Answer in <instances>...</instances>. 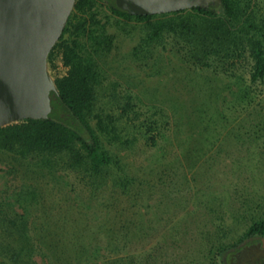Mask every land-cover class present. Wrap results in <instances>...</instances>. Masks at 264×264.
I'll return each instance as SVG.
<instances>
[{"label":"rangeland","instance_id":"1","mask_svg":"<svg viewBox=\"0 0 264 264\" xmlns=\"http://www.w3.org/2000/svg\"><path fill=\"white\" fill-rule=\"evenodd\" d=\"M243 1L264 26V0ZM90 12L112 36L96 109L115 130L91 120L112 162L0 149V243L26 242L35 264H219L214 250L264 218V77L248 53L197 64L173 32L151 41L104 0ZM49 69L68 72L59 46ZM262 262L259 239L226 264Z\"/></svg>","mask_w":264,"mask_h":264},{"label":"trees","instance_id":"2","mask_svg":"<svg viewBox=\"0 0 264 264\" xmlns=\"http://www.w3.org/2000/svg\"><path fill=\"white\" fill-rule=\"evenodd\" d=\"M95 1L76 0L64 31L49 55L50 61L53 51L59 46L63 62L68 66L67 74L56 79L59 94H52L50 117L26 119L0 127V149L23 156L32 153H69L77 163L89 158L94 170L112 162L113 158L101 144L97 130L91 123L93 118L97 119L98 131L103 133L115 130V124L107 118L109 116L96 109L97 86L101 77L96 55L103 48L109 49L112 36L106 34L96 14L90 12ZM104 2L113 13L123 18L145 22L151 41L166 32L183 38L197 64L209 65V60L214 56H225L236 61L248 53L254 61L251 78L264 77V26L243 0H223L220 6H198L146 15L129 14L119 8L115 0ZM67 31H71L72 37L65 39ZM77 143H80L85 154L76 149ZM257 236L264 238V218L253 219L238 242L219 246L214 250V258L219 264H226L244 244L259 240ZM25 243H0V255L6 254L8 257V262L0 264H35L26 259L30 257L32 249Z\"/></svg>","mask_w":264,"mask_h":264},{"label":"water","instance_id":"3","mask_svg":"<svg viewBox=\"0 0 264 264\" xmlns=\"http://www.w3.org/2000/svg\"><path fill=\"white\" fill-rule=\"evenodd\" d=\"M115 2L132 15L223 4V0ZM75 3L76 0H0V127L50 117L52 94L58 95L59 89L49 69V55Z\"/></svg>","mask_w":264,"mask_h":264},{"label":"flooded vegetation","instance_id":"4","mask_svg":"<svg viewBox=\"0 0 264 264\" xmlns=\"http://www.w3.org/2000/svg\"><path fill=\"white\" fill-rule=\"evenodd\" d=\"M257 239H260L261 241H262V239H263V237H256ZM227 259H226V255L224 254V261H226Z\"/></svg>","mask_w":264,"mask_h":264}]
</instances>
